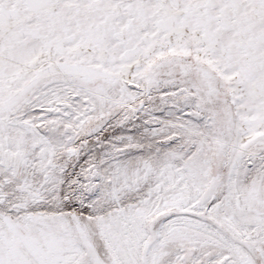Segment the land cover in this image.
<instances>
[{"label":"snow or ice","instance_id":"obj_1","mask_svg":"<svg viewBox=\"0 0 264 264\" xmlns=\"http://www.w3.org/2000/svg\"><path fill=\"white\" fill-rule=\"evenodd\" d=\"M0 264H264V0H0Z\"/></svg>","mask_w":264,"mask_h":264}]
</instances>
